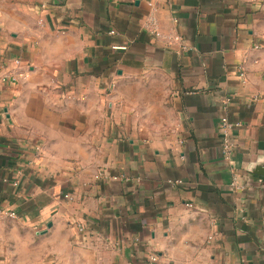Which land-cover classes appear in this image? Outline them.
<instances>
[{
    "label": "crops",
    "instance_id": "0c3cea01",
    "mask_svg": "<svg viewBox=\"0 0 264 264\" xmlns=\"http://www.w3.org/2000/svg\"><path fill=\"white\" fill-rule=\"evenodd\" d=\"M9 73L0 264H264V0H0Z\"/></svg>",
    "mask_w": 264,
    "mask_h": 264
},
{
    "label": "built area",
    "instance_id": "2783aa9c",
    "mask_svg": "<svg viewBox=\"0 0 264 264\" xmlns=\"http://www.w3.org/2000/svg\"><path fill=\"white\" fill-rule=\"evenodd\" d=\"M161 1L167 2L168 0H161ZM174 23L176 24L177 21L174 20ZM147 29L156 38L165 40V42H167V44L169 46L178 45L180 47L181 51H183V52H189L190 51V47L184 43L183 38L179 34L172 33L169 35H165L161 31L159 24H158V21L155 18L150 19L149 24L147 26ZM14 63L17 67H19L21 65L20 59H15ZM14 76L15 75L13 73H9L6 76L2 77L0 82H6V81L14 78ZM241 126H242L241 123L232 124L227 118H223L221 120V133H222V138H223V148H224L226 157L230 156L233 149L235 148V143L233 142L231 131L234 128L241 127ZM178 183H181V182H178ZM236 184H237V179L234 181L233 186H236ZM8 216L10 218H15L16 214L13 212H10L8 214ZM158 260L159 259L157 256L152 255L149 259L148 264H158Z\"/></svg>",
    "mask_w": 264,
    "mask_h": 264
},
{
    "label": "water",
    "instance_id": "95a60500",
    "mask_svg": "<svg viewBox=\"0 0 264 264\" xmlns=\"http://www.w3.org/2000/svg\"><path fill=\"white\" fill-rule=\"evenodd\" d=\"M263 172L262 173H264V170H262Z\"/></svg>",
    "mask_w": 264,
    "mask_h": 264
}]
</instances>
